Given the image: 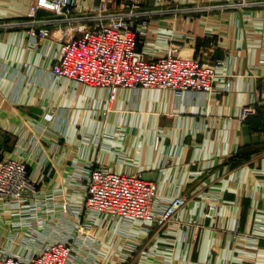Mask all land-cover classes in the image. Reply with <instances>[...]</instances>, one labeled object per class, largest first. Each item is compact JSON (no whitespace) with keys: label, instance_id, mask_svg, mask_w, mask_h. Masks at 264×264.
I'll return each instance as SVG.
<instances>
[{"label":"crops","instance_id":"1","mask_svg":"<svg viewBox=\"0 0 264 264\" xmlns=\"http://www.w3.org/2000/svg\"><path fill=\"white\" fill-rule=\"evenodd\" d=\"M35 1L0 0V23H12L0 28V159L26 157L34 177L44 174L32 197L53 192L56 205L85 201L91 165L140 172L158 183L159 198L184 194L188 203L171 234L103 213L78 231L85 215L57 214L36 239L0 209V247L25 254L73 234V264H264V66L251 76L264 58V6L142 0L140 49L156 58L174 43L186 56L222 59L232 85L218 81L217 94L120 87L110 101L108 87L54 74L74 23L51 22L60 17L40 9L35 18L47 21L52 37L35 44L28 15ZM99 2L79 0L75 15L83 19ZM248 104L255 111L243 119Z\"/></svg>","mask_w":264,"mask_h":264},{"label":"built area","instance_id":"2","mask_svg":"<svg viewBox=\"0 0 264 264\" xmlns=\"http://www.w3.org/2000/svg\"><path fill=\"white\" fill-rule=\"evenodd\" d=\"M141 2L127 0L121 6H113L111 0H100L95 12L80 20L75 15L79 0H36L28 11L33 17L29 33L35 44L52 37L53 29L46 25L47 21L35 18L40 9L60 17L51 22L74 23L70 38L60 44L61 57L53 65V72L89 85L108 87L110 101L116 98L120 87H160L177 93L193 90L217 94L222 91L217 86L218 81L225 82V90L232 85V75L220 72L222 59L210 61L186 56L174 43L164 55L156 58L140 49V36L146 29L145 23L142 28L137 27L142 15ZM225 5L264 6V0H235ZM39 21L41 24H37ZM11 24L0 23V28ZM263 66L264 58L251 67V76L258 79ZM254 111L253 104L244 106L242 118L246 119ZM51 116L46 114L48 118ZM29 164L22 154L0 159V209H5L14 229H27L35 239L39 228L48 221L47 216L57 214L77 218L85 215L78 231L94 225L97 216L103 213L112 219L122 218L126 225L140 221L144 223L142 230L147 233L163 230L171 234L176 231L179 211L188 203L184 194L159 198L158 183L146 179L140 172H119L104 165H91L85 173V201L80 204L64 201L56 205L53 192H47L42 200L32 197L44 174L34 177L29 172ZM73 237L72 234L68 239L44 241L35 248L27 246L25 254L1 246L0 264H48V260H52L51 264H73L76 255Z\"/></svg>","mask_w":264,"mask_h":264},{"label":"bare ground","instance_id":"3","mask_svg":"<svg viewBox=\"0 0 264 264\" xmlns=\"http://www.w3.org/2000/svg\"><path fill=\"white\" fill-rule=\"evenodd\" d=\"M48 264H51L52 263V260H48V262H47Z\"/></svg>","mask_w":264,"mask_h":264}]
</instances>
